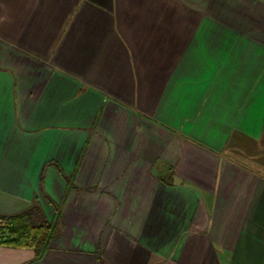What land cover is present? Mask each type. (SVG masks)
Segmentation results:
<instances>
[{
  "label": "crops",
  "instance_id": "obj_1",
  "mask_svg": "<svg viewBox=\"0 0 264 264\" xmlns=\"http://www.w3.org/2000/svg\"><path fill=\"white\" fill-rule=\"evenodd\" d=\"M35 202L0 264H264V0H0V213Z\"/></svg>",
  "mask_w": 264,
  "mask_h": 264
},
{
  "label": "trees",
  "instance_id": "obj_2",
  "mask_svg": "<svg viewBox=\"0 0 264 264\" xmlns=\"http://www.w3.org/2000/svg\"><path fill=\"white\" fill-rule=\"evenodd\" d=\"M71 187L69 182V188ZM61 207L62 203L56 205L52 221L45 218L41 206L36 202L19 213H0V245L33 248L36 258L40 257L59 232L62 222Z\"/></svg>",
  "mask_w": 264,
  "mask_h": 264
}]
</instances>
